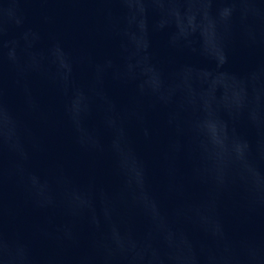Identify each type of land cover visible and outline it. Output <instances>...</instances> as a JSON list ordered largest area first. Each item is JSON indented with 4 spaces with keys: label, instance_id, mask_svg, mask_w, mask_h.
I'll return each instance as SVG.
<instances>
[{
    "label": "water",
    "instance_id": "95a60500",
    "mask_svg": "<svg viewBox=\"0 0 264 264\" xmlns=\"http://www.w3.org/2000/svg\"><path fill=\"white\" fill-rule=\"evenodd\" d=\"M8 264H264V0H0Z\"/></svg>",
    "mask_w": 264,
    "mask_h": 264
}]
</instances>
